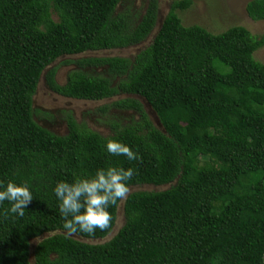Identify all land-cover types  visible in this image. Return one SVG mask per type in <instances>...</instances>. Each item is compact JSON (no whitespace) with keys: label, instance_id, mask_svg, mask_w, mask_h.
Returning <instances> with one entry per match:
<instances>
[{"label":"trees","instance_id":"1","mask_svg":"<svg viewBox=\"0 0 264 264\" xmlns=\"http://www.w3.org/2000/svg\"><path fill=\"white\" fill-rule=\"evenodd\" d=\"M119 0H0V182L27 183L33 201L20 217L0 204V264H263L264 261V65L252 54L264 44L243 27L212 35L183 27L173 0L151 42L132 61L87 58L78 69L104 66L107 77L79 70L64 85L54 68L44 73L48 89L62 97L99 101L117 91L141 98L161 127L142 114L137 123L100 137L67 119L56 136L33 120L31 97L43 69L60 56L120 49L143 41L157 19V0H148L134 28ZM246 16L264 21V0L245 4ZM69 61L64 64H69ZM119 78L117 88L110 85ZM112 107L141 112L138 101ZM115 140L139 159L110 155ZM207 159L198 162V157ZM132 168L128 187L174 184L162 191H134L123 200L122 226L106 242L110 227L95 234L63 228L58 182L92 178L99 169ZM48 235V236H46Z\"/></svg>","mask_w":264,"mask_h":264},{"label":"rangeland","instance_id":"2","mask_svg":"<svg viewBox=\"0 0 264 264\" xmlns=\"http://www.w3.org/2000/svg\"><path fill=\"white\" fill-rule=\"evenodd\" d=\"M173 0H157L158 10L157 19L153 30L140 43L120 49L86 51L73 56H60L56 58L49 66L41 72L37 81L35 91L31 97V108L34 122L45 129L46 131L56 135L65 136L67 134V119L71 118L75 127L92 132L100 137L106 138L114 134L112 123L116 124V129H123L129 125L137 123L142 119V114L145 119L154 128L161 131V127L148 105L139 97L123 94L117 91L111 98L102 99L99 101H79L67 99L58 96L46 87L44 82V73L55 68L54 81L57 85H63L67 75L72 71L79 70L89 77H109L104 66H88L78 69L73 61L87 58H121L132 61L135 54L144 49L155 34L160 22L164 18L169 9V5ZM189 6L182 10H176L175 15L183 27L199 26L206 32L212 35L220 34L230 27H243L252 36L264 38V21L250 20L244 11L245 4L250 0H188ZM148 0H119L116 4L113 14H125L129 20L130 28H134L141 19ZM253 59L264 65V44L252 54ZM69 61V64L64 62ZM119 78H113L110 85L117 88ZM131 99L138 101L141 106V112L133 109H117L112 107V103L118 100ZM256 103L264 107V100L258 98L253 99ZM198 162H206L205 157L199 156ZM174 182L164 186L141 185L129 187L131 192L147 191L157 192L171 187ZM123 201H119L116 207L114 226L111 232L100 240H81L88 244H100L109 240L117 230L122 226L124 217L121 212ZM48 236V235H46ZM71 238L78 240L77 237L69 235ZM39 241V238L28 241V260L29 264H33L31 250Z\"/></svg>","mask_w":264,"mask_h":264},{"label":"clouds","instance_id":"3","mask_svg":"<svg viewBox=\"0 0 264 264\" xmlns=\"http://www.w3.org/2000/svg\"><path fill=\"white\" fill-rule=\"evenodd\" d=\"M106 150L110 155H122L130 161L139 159L130 147L115 140L107 142ZM133 175L132 168L109 167L97 170L92 178L76 179L73 183L58 182L53 191L59 201V212L67 234L82 232L92 236L97 229H108L112 221L108 208L127 198L130 191L127 182ZM0 187H3L2 182ZM5 201L10 204L4 212L5 217L9 213L23 217L33 201L30 186L9 181L4 190H0V204Z\"/></svg>","mask_w":264,"mask_h":264},{"label":"flooded vegetation","instance_id":"4","mask_svg":"<svg viewBox=\"0 0 264 264\" xmlns=\"http://www.w3.org/2000/svg\"><path fill=\"white\" fill-rule=\"evenodd\" d=\"M67 56V55H66ZM54 70H55V72H56V69L54 68ZM55 72H54V75H55ZM108 75V74H107ZM54 77V76H53ZM43 78H44V76H43ZM44 82H45V80H44ZM65 82H66V80H65ZM65 84V83H64ZM63 84V85H64ZM45 85H46V83H45ZM60 86V85H59ZM62 86V85H61ZM47 87V86H46ZM48 88V87H47ZM50 91V90H49ZM52 92V91H51ZM52 93H54V92H52ZM54 94H56V93H54ZM56 95H58V94H56ZM58 96H60V95H58ZM62 97V96H61ZM64 98H67V97H64ZM67 99H73V98H67ZM73 100H79V99H73ZM79 101H83V100H79ZM84 101H90V100H84ZM33 116V115H32Z\"/></svg>","mask_w":264,"mask_h":264},{"label":"water","instance_id":"5","mask_svg":"<svg viewBox=\"0 0 264 264\" xmlns=\"http://www.w3.org/2000/svg\"><path fill=\"white\" fill-rule=\"evenodd\" d=\"M263 264H264V261H263Z\"/></svg>","mask_w":264,"mask_h":264}]
</instances>
